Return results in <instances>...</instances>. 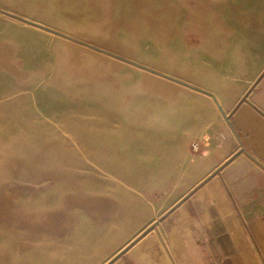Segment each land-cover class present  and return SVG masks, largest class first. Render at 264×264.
<instances>
[{
	"label": "rangeland",
	"instance_id": "374dc122",
	"mask_svg": "<svg viewBox=\"0 0 264 264\" xmlns=\"http://www.w3.org/2000/svg\"><path fill=\"white\" fill-rule=\"evenodd\" d=\"M262 11L264 0H0L4 219L111 203L127 158L143 172L153 151L157 75L190 68L227 15Z\"/></svg>",
	"mask_w": 264,
	"mask_h": 264
},
{
	"label": "crops",
	"instance_id": "0c3cea01",
	"mask_svg": "<svg viewBox=\"0 0 264 264\" xmlns=\"http://www.w3.org/2000/svg\"><path fill=\"white\" fill-rule=\"evenodd\" d=\"M234 17L157 75L153 155L143 172L127 158V190L32 220L1 210L0 264H264V11Z\"/></svg>",
	"mask_w": 264,
	"mask_h": 264
}]
</instances>
